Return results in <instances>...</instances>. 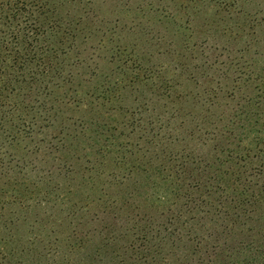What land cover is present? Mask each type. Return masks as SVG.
<instances>
[{
	"label": "rangeland",
	"instance_id": "374dc122",
	"mask_svg": "<svg viewBox=\"0 0 264 264\" xmlns=\"http://www.w3.org/2000/svg\"><path fill=\"white\" fill-rule=\"evenodd\" d=\"M18 1L32 25L47 28L41 45L58 47L64 76L83 83L55 95L81 90L78 104L62 100L61 112L73 130L85 120L81 138L66 141L77 146L67 159L75 162L78 150L91 169L50 150L65 135L60 117L57 131L21 146L0 127V264H136V251L168 244L155 229L152 243L135 242L132 219L177 216L178 184L196 206L191 222L201 234L211 225L201 213L212 200L208 184L221 186L217 203L231 174L264 170V0ZM178 167L201 173L203 185L181 181ZM73 232L79 239L70 244ZM29 238L43 241L19 257ZM174 247H165L171 263Z\"/></svg>",
	"mask_w": 264,
	"mask_h": 264
},
{
	"label": "trees",
	"instance_id": "16d2710c",
	"mask_svg": "<svg viewBox=\"0 0 264 264\" xmlns=\"http://www.w3.org/2000/svg\"><path fill=\"white\" fill-rule=\"evenodd\" d=\"M6 2L0 5L1 131L11 146L13 143L21 146L18 140L30 139L31 141L35 133L43 134L50 127L57 131L55 121L60 117L59 134L65 135L58 142L59 145L50 150L58 151L60 161L64 164L74 163L84 172H88L91 169V161L86 158V165L81 164L82 158L78 155V150H75L74 153L79 158L75 162H69L67 158L72 153L70 150L77 146L68 145L66 142L69 138L80 137V133H83L85 129L83 123L85 120L78 118L77 127L75 130L71 129L66 122L68 118H65L61 112L62 102L64 103L62 100L70 96L66 94L64 99H61L55 95L66 85L75 84L80 89L83 83H76L71 77L64 76L60 70L61 64L55 62L58 47L52 45V42L41 45L40 38L47 32V28L37 24L32 25L28 11L26 12V8L23 4L20 5L18 0H7ZM79 94H81V90L74 92V95H71L70 100L67 101L68 104H78L77 96ZM75 98L76 100H74ZM59 102L60 105L55 106ZM21 112L24 114L22 115ZM29 118L30 122L27 120ZM38 122L41 124L39 125ZM79 122L83 127L80 132H77ZM92 122L94 123V121ZM92 122L91 125H93ZM253 159H248V163L254 162ZM242 169L243 171L238 174H231L232 180L226 182V188L221 190L222 200H220V196L217 198V203H214L213 198L221 186L215 184V181L208 184L212 186L208 192V197L211 196L212 200L201 213L207 217L211 216L209 220L211 225L209 228L200 226L201 234L197 233L196 226L191 222L194 218L190 216V213H193L196 206H192L193 201L189 195L187 197L186 191L183 193L184 187H181L180 184H178L180 189L178 205H180L179 211H181L177 216L172 215L169 219L165 218V222L158 224L138 217L132 219L135 225L127 231L128 236H136L135 242L140 240L148 244L152 243L150 234L155 229L157 233H165L161 243L168 244L163 247H146L141 252L136 251L137 255H141L137 258L136 264H157L160 262L170 264L171 262L165 258V247L175 248L174 244L179 254H177V260L171 264H264L263 165L249 170L244 167ZM178 170L174 175L180 176L181 181L196 182L195 186L203 185L201 173L194 176L195 174H192L189 168ZM253 171H256V174H253ZM191 185L189 183V187ZM228 189L231 190V194H227ZM224 191L226 195L223 194ZM23 201L24 199L20 198V203ZM186 212L189 214V218L183 217ZM76 236L77 234L73 232L71 240L68 238L67 241L70 240V244L78 242L79 237L76 238ZM34 239L20 240L19 248L22 249L18 251L19 257L28 251L25 246H32L34 243L43 241ZM48 249L54 255L61 254L59 244L51 243ZM39 256L42 255L39 254ZM18 260L17 262L22 264L21 258Z\"/></svg>",
	"mask_w": 264,
	"mask_h": 264
}]
</instances>
